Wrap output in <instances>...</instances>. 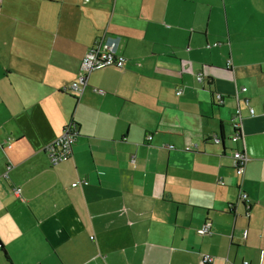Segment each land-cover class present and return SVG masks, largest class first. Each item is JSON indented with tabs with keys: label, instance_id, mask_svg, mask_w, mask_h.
I'll list each match as a JSON object with an SVG mask.
<instances>
[{
	"label": "crops",
	"instance_id": "obj_1",
	"mask_svg": "<svg viewBox=\"0 0 264 264\" xmlns=\"http://www.w3.org/2000/svg\"><path fill=\"white\" fill-rule=\"evenodd\" d=\"M0 264H264V0H0Z\"/></svg>",
	"mask_w": 264,
	"mask_h": 264
},
{
	"label": "built area",
	"instance_id": "obj_2",
	"mask_svg": "<svg viewBox=\"0 0 264 264\" xmlns=\"http://www.w3.org/2000/svg\"><path fill=\"white\" fill-rule=\"evenodd\" d=\"M118 38L117 37H100L95 40V42L86 50L82 57L80 71L77 77L65 83L61 90L64 92H73L76 96H80L85 87L88 84V78L92 71L96 69H101L108 66H114L117 68H122L126 62V58L118 52ZM220 42H216L215 45H219ZM231 66V61L227 63V67ZM199 81H203V74L200 72L198 74ZM245 90V88H244ZM180 93V91H178ZM220 95H215V99H219ZM254 112V109H251ZM231 125L233 126L234 133L231 137L232 141L238 142L241 139L240 133V122L232 120ZM79 135L78 126L75 123L67 124L61 134L52 140L46 147V153L49 157L51 165H57L72 156L73 144L76 142ZM150 139V136H148ZM218 141V139H217ZM192 146H188L190 149ZM132 160L134 157L132 156ZM250 161L249 155L242 149H235L233 152V162L236 167L238 174H243L245 167ZM88 184L85 179H78L75 181L74 185ZM13 192L17 195H21V188L18 186L13 187ZM240 199L243 202H248V195L245 192H241ZM202 234L211 233V223L205 222L199 230ZM244 237L247 235V230H244ZM212 260L209 255L203 256V262L208 263Z\"/></svg>",
	"mask_w": 264,
	"mask_h": 264
},
{
	"label": "bare ground",
	"instance_id": "obj_3",
	"mask_svg": "<svg viewBox=\"0 0 264 264\" xmlns=\"http://www.w3.org/2000/svg\"><path fill=\"white\" fill-rule=\"evenodd\" d=\"M109 67V66H108ZM105 68V67H104ZM102 69V68H101ZM96 70H98V69H96ZM93 72V71H92ZM91 74V73H90ZM88 85V84H87ZM97 90V89H96ZM81 96V95H80ZM59 136V135H58ZM216 139H218V141H220V139L219 138H216Z\"/></svg>",
	"mask_w": 264,
	"mask_h": 264
}]
</instances>
